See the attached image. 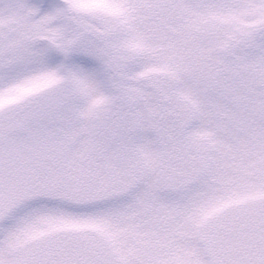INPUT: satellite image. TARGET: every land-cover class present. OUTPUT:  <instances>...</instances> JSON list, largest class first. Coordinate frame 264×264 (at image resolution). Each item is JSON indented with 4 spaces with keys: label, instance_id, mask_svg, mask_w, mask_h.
<instances>
[{
    "label": "snow or ice",
    "instance_id": "obj_1",
    "mask_svg": "<svg viewBox=\"0 0 264 264\" xmlns=\"http://www.w3.org/2000/svg\"><path fill=\"white\" fill-rule=\"evenodd\" d=\"M0 264H264V0H0Z\"/></svg>",
    "mask_w": 264,
    "mask_h": 264
}]
</instances>
